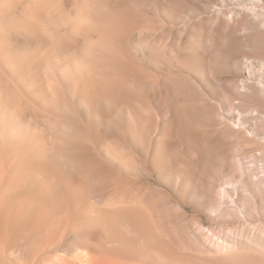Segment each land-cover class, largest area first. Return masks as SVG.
Returning <instances> with one entry per match:
<instances>
[{
  "label": "bare ground",
  "instance_id": "1",
  "mask_svg": "<svg viewBox=\"0 0 264 264\" xmlns=\"http://www.w3.org/2000/svg\"><path fill=\"white\" fill-rule=\"evenodd\" d=\"M151 1L0 0V244L61 230L72 197L75 244L36 264H264V0H161L158 27L139 20ZM137 30L155 34L135 50Z\"/></svg>",
  "mask_w": 264,
  "mask_h": 264
},
{
  "label": "rangeland",
  "instance_id": "2",
  "mask_svg": "<svg viewBox=\"0 0 264 264\" xmlns=\"http://www.w3.org/2000/svg\"><path fill=\"white\" fill-rule=\"evenodd\" d=\"M160 2H161V0H152L150 3L143 2V5L142 4L139 5V7L137 8L139 20L140 21L148 20V21H151L153 26L157 25L158 22H156V20L159 21L160 19H163L161 16ZM208 2H209V4L212 3L210 1H208ZM58 3H59V0H58ZM63 5H64V7L67 5L66 7L68 8V10H70L73 7L72 6L73 0H63ZM66 7H65V9H66ZM164 23L166 24L165 21H164ZM156 27H158V25ZM154 34H155L154 31H152L151 34L150 33L145 34L142 30H137L132 37V45H133L134 49L135 50L138 49L139 44L141 42H143L144 38L153 37ZM55 40L56 39L52 40L49 43V44H52L51 49H49L50 45L49 46L47 45L45 47V49L47 51H50V50L52 51L53 50L52 48H56L58 46L59 41H58V39H57V42ZM146 63L149 65L148 62H146ZM144 64L141 65L142 68H145ZM164 68L167 69L168 67L165 65ZM235 78H236L235 74H232L230 72L225 73L223 75V79L226 81H230V80H233ZM138 96H139V98H138ZM140 96H142L143 98ZM131 97L133 100L142 101L145 99L146 96H145V93H143V92H141L140 94L133 92L131 94ZM138 99H140V100H138ZM153 101H154V99H153ZM151 104H152V106H155L153 104V102H151ZM41 111L42 110H40V111L35 110L34 111L32 108H26L25 112H24V116L27 120L34 121L38 125H40L44 129V131H46V133L48 132L50 134V139H52V141H55L53 137L58 136V135H56L57 132L53 129L52 130L50 129V127L46 123V119H48V118L46 116L44 117V115L42 113L43 111L42 112ZM71 115H72L73 119L74 118L78 119L79 122L84 124V119H81V117L77 113L74 114V111H72ZM77 117H79V118H77ZM118 117L121 118V113H118ZM151 121L153 124H156V122H157L155 117H153ZM117 122H118L117 125L119 126L121 121L119 120ZM91 139L93 142L94 141L93 137ZM92 144L95 145L94 142ZM51 145H52L51 146V153L54 154V156L59 155L60 152L58 150L61 151V149H59L58 145L55 142H53ZM53 148H55V150ZM260 154H261V152L259 150H255V149L251 153L252 156L260 155ZM103 157L104 156H102V159H103L102 161L108 163L109 161L107 160V158L105 159V157L104 158ZM104 162H102V163H104ZM258 164H261V163L258 162ZM138 173L136 174L137 176L135 175L134 177L136 179H138L140 182L142 181L141 183H145V184L155 183L154 177L152 175H148L150 173H146L144 171V174H142L140 176H138ZM122 177L127 178V177H131V175L125 171L122 173ZM60 189H62V190H60L62 195L64 194L63 196H65L64 200L62 201V206H65L64 207L65 209L64 208L63 209L66 212V213H64V221L66 222L64 227H66V229L67 228L68 229L64 230V227L61 230H59L57 228L45 229V230L40 232L41 235L40 234L35 235L34 236L35 239H31L32 240L31 243L24 244V245L23 244H11L10 246L9 245L4 246L3 244L2 245L0 244L1 245L0 246V264H36L40 261L41 262L46 261L49 258H55L56 256L57 257L58 256H67L66 254L69 251H71L72 244H75L74 242L76 240V237L74 235H71V233H70L71 229H70V224H69V219L73 217V214H72L73 211H70V210H73V208H71L72 205L70 204L71 203L70 199L72 197H71V193L68 192V190H66L67 188L65 186H61ZM87 191H88V196L90 197V199H92L93 201L98 202V203H100L102 200L110 198L114 194V192L112 190L111 182L104 181V179H101V178L93 179L92 182L90 181L87 184ZM63 192H65L66 194ZM32 194L39 195L37 182L27 183L26 185L19 188V190H17L14 193L15 199H17V200L21 199L23 197H26V196H30ZM38 198H39L37 200L38 204L39 203L43 204V200L40 197H38ZM66 204H67V206H66ZM66 209H68V210H66ZM187 210H188V216L191 219L197 218V217L201 218L203 220V223H204L206 228H215V229L219 228L218 224H213L209 220L208 215L198 212L194 207L189 206L187 208ZM67 212H69V213H67ZM65 214H67V215H65ZM68 214H69V216H68ZM67 218H68V221H67ZM68 224H69V226H68ZM235 225H236V223L231 224V226H235ZM22 226H24V222L20 221L19 227H22ZM63 230L65 231L64 233H66V235L63 233ZM47 232H48V234H47ZM62 234H63V236H62ZM48 235H50V236H48ZM42 240H43V242H42ZM31 244H37V245H31ZM29 245L31 246V248ZM70 253H72V255L76 254L73 251Z\"/></svg>",
  "mask_w": 264,
  "mask_h": 264
}]
</instances>
